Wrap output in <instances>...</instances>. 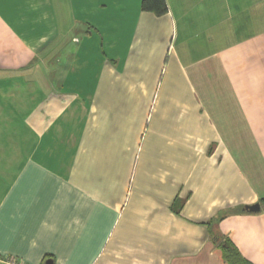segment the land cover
<instances>
[{
	"label": "crops",
	"instance_id": "crops-1",
	"mask_svg": "<svg viewBox=\"0 0 264 264\" xmlns=\"http://www.w3.org/2000/svg\"><path fill=\"white\" fill-rule=\"evenodd\" d=\"M141 2L0 0V253L264 264V0Z\"/></svg>",
	"mask_w": 264,
	"mask_h": 264
},
{
	"label": "trees",
	"instance_id": "trees-1",
	"mask_svg": "<svg viewBox=\"0 0 264 264\" xmlns=\"http://www.w3.org/2000/svg\"><path fill=\"white\" fill-rule=\"evenodd\" d=\"M141 8L145 11H151L157 15H162L168 11L166 0H142ZM264 203V197L262 199ZM216 238H221L217 233ZM219 247L223 257L228 264H242L245 259L238 251L237 247L231 241H220Z\"/></svg>",
	"mask_w": 264,
	"mask_h": 264
},
{
	"label": "built area",
	"instance_id": "built-area-1",
	"mask_svg": "<svg viewBox=\"0 0 264 264\" xmlns=\"http://www.w3.org/2000/svg\"><path fill=\"white\" fill-rule=\"evenodd\" d=\"M0 264H27L23 259L14 255L0 253Z\"/></svg>",
	"mask_w": 264,
	"mask_h": 264
},
{
	"label": "water",
	"instance_id": "water-1",
	"mask_svg": "<svg viewBox=\"0 0 264 264\" xmlns=\"http://www.w3.org/2000/svg\"><path fill=\"white\" fill-rule=\"evenodd\" d=\"M245 210L250 211V212H255V211H259L260 210V204L259 203H255V204H251V205H246ZM50 261L47 262V264H49Z\"/></svg>",
	"mask_w": 264,
	"mask_h": 264
}]
</instances>
